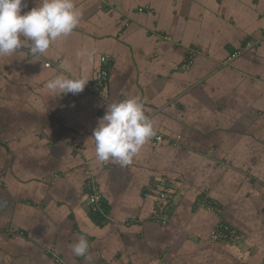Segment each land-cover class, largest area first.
I'll use <instances>...</instances> for the list:
<instances>
[{"label": "crops", "instance_id": "0c3cea01", "mask_svg": "<svg viewBox=\"0 0 264 264\" xmlns=\"http://www.w3.org/2000/svg\"><path fill=\"white\" fill-rule=\"evenodd\" d=\"M75 4L45 54L0 57V264H264V0ZM61 73L89 81L52 96ZM130 96L156 134L130 165L101 162L93 130ZM220 223L239 238L211 240ZM81 235L90 261L71 251Z\"/></svg>", "mask_w": 264, "mask_h": 264}, {"label": "clouds", "instance_id": "9594fccd", "mask_svg": "<svg viewBox=\"0 0 264 264\" xmlns=\"http://www.w3.org/2000/svg\"><path fill=\"white\" fill-rule=\"evenodd\" d=\"M27 6L28 0H0V57L12 56L21 48H27L33 57L42 56L58 39L73 32L82 15L75 0H39L36 7L22 11ZM88 81L61 73L48 80L46 88L52 96L76 95L83 92ZM155 134L143 101L130 96L108 103L91 138L99 161L126 167ZM89 248L86 236L81 235L71 251L90 261Z\"/></svg>", "mask_w": 264, "mask_h": 264}, {"label": "built area", "instance_id": "2783aa9c", "mask_svg": "<svg viewBox=\"0 0 264 264\" xmlns=\"http://www.w3.org/2000/svg\"><path fill=\"white\" fill-rule=\"evenodd\" d=\"M100 60L103 66L99 67L95 75V84L97 86L96 87L97 89L105 87L108 81V69L104 65L106 63V57L102 56ZM189 63H191V61H189ZM45 64L47 66L50 65L49 62H46ZM155 139L157 142L160 143L163 141V136L160 134H157L155 136ZM94 191L95 192L91 193L88 198H89V203L92 204L93 206H96L97 204L100 203L101 194L97 191V189ZM155 194L159 201L160 208L162 209V211H166V208L170 203V196L172 194L171 188L170 187L169 188H163V187L157 188ZM210 238L213 241L233 242L239 238V235L236 230L230 228L228 225L220 223L211 230ZM53 258H54L55 263L64 264L63 260L59 258L57 255L54 254Z\"/></svg>", "mask_w": 264, "mask_h": 264}, {"label": "trees", "instance_id": "16d2710c", "mask_svg": "<svg viewBox=\"0 0 264 264\" xmlns=\"http://www.w3.org/2000/svg\"><path fill=\"white\" fill-rule=\"evenodd\" d=\"M153 189H154V190H156L157 188H156V189H155V188H153ZM153 189H152V190H153Z\"/></svg>", "mask_w": 264, "mask_h": 264}]
</instances>
